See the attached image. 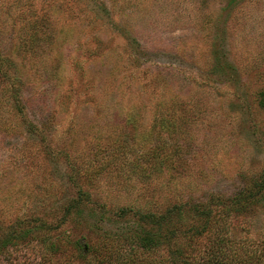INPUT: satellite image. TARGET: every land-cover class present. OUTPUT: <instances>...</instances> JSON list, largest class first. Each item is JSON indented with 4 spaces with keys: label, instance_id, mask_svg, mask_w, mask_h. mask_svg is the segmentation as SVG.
Wrapping results in <instances>:
<instances>
[{
    "label": "rangeland",
    "instance_id": "obj_1",
    "mask_svg": "<svg viewBox=\"0 0 264 264\" xmlns=\"http://www.w3.org/2000/svg\"><path fill=\"white\" fill-rule=\"evenodd\" d=\"M113 1H89L85 15L82 9L75 10L78 16L68 28L69 36L60 42L62 63L53 75L50 70L57 58L47 57L28 69V54L15 41L16 31L27 30L30 11L26 9L22 15L13 9L9 17L0 11L4 15L0 49L12 47L11 57L15 61L27 57L25 83L20 91L26 95L30 91L36 92L25 99L26 104L29 107L39 104L38 108L43 112L46 107H57L55 116L46 122L42 131L21 124V132L11 134L23 145L4 149L11 136H3L0 132L1 227L16 214L36 213L49 217L59 213L55 208L57 202L50 196L52 193L60 204L66 196L75 195V185L65 181L75 160L72 155L83 149L87 152L96 138L119 131L122 104L118 101L137 96L146 105H151L159 99L160 90L158 92L156 88L159 82L154 69L170 71L171 91L185 93L184 99L202 107L200 114L191 120L187 147L181 150V158L174 161L173 171L178 176L175 178L183 196L197 197L215 189L233 192L250 172L262 169L264 110L252 100L251 92L245 93L241 83L247 76L252 78L256 74L254 70L262 67L263 62L259 60L264 57V0H241L239 7L232 3L230 8L223 10V16L218 14L221 7L227 6V0H130L123 10L120 7L112 10ZM58 2L62 3L61 0ZM44 11L45 8L41 12ZM224 52L226 60L232 63L249 67L256 60L257 66L238 71L228 67L224 73V78L229 79L225 81V87L223 75L211 68L212 56L216 54L221 59ZM120 54H123L120 60L117 59L120 66L111 76L115 57ZM129 54L131 59H138V64L128 60ZM0 63L5 68L6 61ZM133 67L135 71L131 69ZM127 70L128 73L135 72L132 79ZM57 80L61 83L60 93L65 89L69 92L68 98L58 95L54 100L49 94ZM263 86L264 75L261 80L251 83L249 89L255 92ZM98 95L103 97L98 99H103L106 104L99 108L101 117L95 114L92 117L90 113H95L93 100ZM87 97L92 101L84 100ZM144 125H139L140 133L145 130ZM73 140L74 144L71 143ZM139 147L147 150L149 145L143 143ZM46 150L55 158H48ZM63 153H68L69 159ZM89 158L85 156L86 161ZM93 163L97 161L93 159ZM74 166L76 170V162ZM111 179L114 178L103 175L101 180L95 181V188H88L93 200L101 199L104 193L113 195ZM42 197L46 198L45 205L33 210L35 201ZM94 218L101 219L99 223L108 229L115 228L113 223L116 222L111 218L97 213ZM233 224L235 235H245L247 231L249 235L263 233L264 205L256 207L253 213L234 216ZM95 233L85 221L65 223L56 232L62 238L56 253L60 258L58 261L65 263L66 259H74L72 244L77 240L81 244L94 241ZM32 235L29 241L10 248L9 252H0V264L35 263L41 245L36 238L39 233L35 231Z\"/></svg>",
    "mask_w": 264,
    "mask_h": 264
},
{
    "label": "trees",
    "instance_id": "obj_2",
    "mask_svg": "<svg viewBox=\"0 0 264 264\" xmlns=\"http://www.w3.org/2000/svg\"><path fill=\"white\" fill-rule=\"evenodd\" d=\"M57 1L11 0L8 3L0 0V11L6 17L12 16L10 12L13 9L22 15L26 9L30 11L27 30L16 31L15 41L28 54V69L44 62L47 57L57 58L50 70L51 75L58 71L62 63L58 47L69 36L68 28L78 16L75 10L82 9L85 15V6L89 1L102 0ZM128 1L114 0L112 10L116 7L123 10ZM240 2L227 0V6L221 7L218 15L223 16V10L232 3L239 7ZM40 8L41 11L45 8L44 13L38 11ZM111 14L114 16L116 11ZM4 15L0 14V34L3 32ZM225 18L227 21V16ZM12 52V47L8 50L0 49V61H6L5 68L0 63V132L3 136H11L4 149L12 145H23L11 135L21 132V124L28 129L42 131L57 111L54 105L46 107L43 112L42 108H38L39 104L34 103L33 107L26 104L25 99L36 92L30 91L26 95L20 91L25 83L24 66L27 57L15 61L11 57ZM120 55L115 57L111 76L118 69V62L123 57V54ZM128 56L130 60L131 55ZM222 56L221 59L216 54L212 56L211 68L223 75L224 86L227 85L225 81L229 80L224 78L228 67L238 71L257 66L256 60L249 67L243 65L244 68L226 60L225 52ZM131 60L138 64L137 58ZM259 61L263 62L262 67L258 71L254 70L256 74L252 78L245 77L241 84L244 85L245 93L251 92L252 100L264 110V86L255 92L249 89L251 83L263 78L264 57ZM134 67L131 69L135 71ZM153 73L160 83L156 85L158 92L160 90L159 99L151 105H146L137 96H128L123 102L118 101L122 104L119 131L101 139L96 138L88 146L87 152L83 149L81 153L77 151L72 155L75 160L65 181L75 185V195L66 196V200L59 204L51 193L50 198L57 202L55 208L59 213L49 217L36 213L13 216L6 225L0 226V252H9L10 248L29 241L36 231L41 246L36 253L37 261L29 264H76V261L77 264H264V232L253 235H249L248 231L245 235L233 233L234 216L253 213L256 207L264 205V164L259 172H250L233 192L215 189L197 197L183 196L175 178L177 174L173 171L174 161L181 158V150L187 147L191 133L188 128L202 107L184 99L185 93L171 91L168 83L170 71L154 69ZM132 75L135 72L128 73L131 79ZM56 82L52 84L54 87L49 94L54 100L58 95L68 98L69 92L64 89L60 93L61 83L58 80ZM166 96L171 98L166 99ZM174 96L177 99L172 100ZM98 98L103 97L98 95L94 98L92 108L95 113H90L92 117L93 114L101 117L99 108L106 104ZM84 100L89 101L90 97ZM141 124H145L142 126L145 128L143 133L139 130ZM21 141L25 143L23 139ZM71 143L74 144L75 140ZM143 143L149 145L147 150H140L139 145ZM65 153L63 156L69 159L68 153ZM46 154L48 158H55L48 150ZM85 156L91 158L86 161ZM93 159L97 163H93ZM103 175L114 178L111 179L113 187L110 188L113 195L110 197L104 193L101 199L93 200L88 188H95V181L101 180ZM45 197L35 201L36 206L32 209L44 206ZM95 213L111 218L116 222L113 223L115 228L108 229L99 223L101 219H95ZM76 220L85 221L86 226L93 229L97 236L94 241L84 244L77 240L72 244L74 259H66L64 261L67 262L62 263L56 254L62 245V238L56 232L65 223Z\"/></svg>",
    "mask_w": 264,
    "mask_h": 264
}]
</instances>
